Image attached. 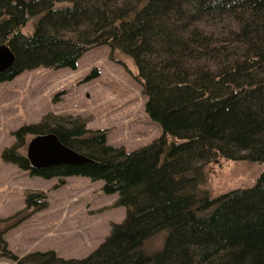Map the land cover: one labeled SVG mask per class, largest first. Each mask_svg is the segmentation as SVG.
Here are the masks:
<instances>
[{
	"label": "trees",
	"instance_id": "obj_1",
	"mask_svg": "<svg viewBox=\"0 0 264 264\" xmlns=\"http://www.w3.org/2000/svg\"><path fill=\"white\" fill-rule=\"evenodd\" d=\"M3 46L16 60L0 85L26 71L75 69L98 47L130 58L163 135L128 152L79 118L49 115L15 131L4 162L60 184L101 182L126 217L85 259H19L3 236L45 208L46 195L30 191L5 222L0 255L16 264H264V173L211 198L206 172L220 160L264 163V0H0ZM49 134L88 162L35 168L29 146Z\"/></svg>",
	"mask_w": 264,
	"mask_h": 264
},
{
	"label": "rangeland",
	"instance_id": "obj_2",
	"mask_svg": "<svg viewBox=\"0 0 264 264\" xmlns=\"http://www.w3.org/2000/svg\"><path fill=\"white\" fill-rule=\"evenodd\" d=\"M110 54L109 47H98L84 54L75 69L26 71L0 85V233L9 226L6 221L25 209L27 192L39 191L47 198L44 209L3 236L19 259L48 251L64 259H85L110 236L113 225L125 219L126 209L115 206L118 194H105L101 182L68 177L60 184V178L32 177L4 162V150L16 144L15 131L49 115L79 118L88 129L107 130V143L128 152L163 135L146 113L147 97L134 63L119 55L111 60ZM206 172L210 196L217 198L253 186L264 173V163L220 160ZM0 264L16 262L0 255Z\"/></svg>",
	"mask_w": 264,
	"mask_h": 264
},
{
	"label": "water",
	"instance_id": "obj_3",
	"mask_svg": "<svg viewBox=\"0 0 264 264\" xmlns=\"http://www.w3.org/2000/svg\"><path fill=\"white\" fill-rule=\"evenodd\" d=\"M15 55L7 46L0 47V73L8 71L15 64ZM29 158L35 168L57 165H80L88 162L83 155L64 146L56 135L39 136L29 146Z\"/></svg>",
	"mask_w": 264,
	"mask_h": 264
}]
</instances>
